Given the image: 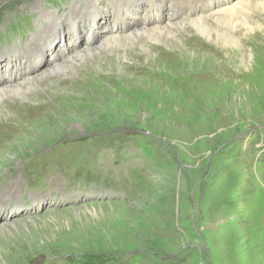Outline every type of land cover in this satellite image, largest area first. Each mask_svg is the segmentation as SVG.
<instances>
[{"label": "rangeland", "instance_id": "rangeland-1", "mask_svg": "<svg viewBox=\"0 0 264 264\" xmlns=\"http://www.w3.org/2000/svg\"><path fill=\"white\" fill-rule=\"evenodd\" d=\"M98 1L108 14L100 24L118 36L211 14L177 0L183 12L172 18L173 0H162L160 18L143 25L153 13L145 17L137 0L143 6L124 28L116 0ZM91 5L0 0V79L20 83L57 62L68 66L75 50L99 49L105 32L82 12ZM48 13L62 22L42 40ZM246 18L263 23L264 13ZM186 29L177 37L188 54L148 42L151 52L134 48L121 70L102 52V70L51 75L34 96L0 103V197L32 207L0 212V264H264V39L239 53ZM38 43L46 64L30 66L27 52Z\"/></svg>", "mask_w": 264, "mask_h": 264}, {"label": "bare ground", "instance_id": "bare-ground-1", "mask_svg": "<svg viewBox=\"0 0 264 264\" xmlns=\"http://www.w3.org/2000/svg\"><path fill=\"white\" fill-rule=\"evenodd\" d=\"M110 1L113 2L114 0H110ZM132 1L133 0H128L125 2L122 0H116L115 16L118 17L117 18L118 21L123 23L122 27L124 28L129 27V25L124 24L126 23L124 17L125 10L129 8V12H130L136 10L137 8L136 7L137 0H135L134 2ZM144 1L145 3H148L150 6L155 8V10L149 9V11L153 13V16L150 17L148 23H143L142 21H139L138 24L142 23L143 25H148V24L150 25L151 23L153 24L156 22L154 21V18L157 17L155 15L157 14V10H158L157 5L161 6L162 1L159 0H144ZM92 2L94 3V5L86 6L84 13L89 15L92 14L93 15L92 20L96 18L94 22L95 29L97 23L99 22L97 29L99 31L105 32L103 36H100L97 33V38L102 37L98 42L99 49H96V51H94V49H91L90 47V49L88 48L85 49L84 51L75 50L66 59V60L70 59L68 62V66H65V63L63 62L60 63L57 62L53 64L51 68L47 69L48 71L45 69L46 71L44 70L43 72L36 74L34 76H29L27 78L25 77V79H22L20 83H18V81L14 78H13L14 81H9V80L4 81L0 79V103L3 102V100L8 101L7 99H10L12 97H19L22 99L27 98L28 96L32 95L35 90H38V88L40 87V83L43 80H46L51 75H58L59 77L61 76V79L76 77L73 76V74H69L68 70L71 69V71L73 70L76 71L77 73H80V70L82 68H87L88 66L91 68V70H95V69L102 70L104 68V66H102L101 63L104 61V56L102 52L113 55L116 58V64L119 66L121 70H125L123 67L122 59H129L131 53L134 52V48L142 49L147 54L151 52L149 48L150 46L149 47L147 46L148 42L163 44L165 47H169L170 49L178 48V50H180L183 53V55L188 54L190 50L185 46V44L182 43L184 42L183 39L182 40L180 39L182 37L180 38L177 37L178 36L177 34L179 33V35H181V33L184 30H187L186 28L188 26L190 27V29L196 30L197 33L196 36L201 35L207 43L215 42L221 50H226L232 47L231 49H233L234 52L236 51H238L239 53H243L245 51L247 52L249 50V48L247 47L249 40H251L254 37H258L257 39L260 40L264 39V22L262 23L257 21L255 23L250 24V21L247 20L246 18L248 15H251L252 12L257 13L258 10L260 9L264 13V0H222V2L224 3L218 9L214 6L215 3L212 0H194L193 5L195 4L196 6L194 7L193 14L199 15V13L209 11L208 14L209 13L211 14H209L207 18L204 15H202L198 17H191L190 20H188L185 23L175 22V23H167L165 25H157L156 23L154 27L148 26V27H140V28L134 26L133 28L129 29V32L126 33V35L123 36H118L117 34L111 35L110 32H106L107 27L105 28L103 24H100V20H99L102 17V15H104L103 13H101L104 11V9L101 7V5H98L99 2L98 0H92ZM202 2L211 3V4L209 7H207ZM172 5H175L176 9L179 8V6L177 5V0H173ZM172 5L171 7H173ZM176 9H174V11H176ZM172 12L173 11L171 10V13ZM243 12H245L247 16L246 14L243 15ZM48 15L49 17L46 16L47 18L46 20L50 21V25L49 27H47L48 29L47 34L45 33L43 34L42 40L53 38L57 33V29H52V26L55 24L54 25L55 27L56 26L60 27L61 26L60 22H62V17L61 18L56 17L50 15L49 13ZM217 15H224V18L221 19L219 17L217 18ZM96 16L100 18L97 19ZM176 16L177 13L175 14L173 13V17ZM209 18L213 19L214 24H209L207 22ZM75 25L77 27L76 19L73 20L72 22V26H73L72 30L74 31L73 33L79 30V27L78 29L74 28ZM131 26L132 25H130V27ZM219 27H224L225 30L222 31ZM172 28H176V32L173 31ZM238 30L243 31L241 37H235L233 33L234 31H238ZM95 39L93 38L94 41H96ZM34 42L36 44L35 38H34ZM32 48L33 49L31 53L27 52L28 54H30L28 56L29 59L27 61L31 62L30 64L29 63L28 64L30 66L42 67V61L44 63L46 59L44 58L45 57L44 51L46 49L44 51H40V43H38ZM119 50H123V53H121ZM15 52L17 53L19 51L15 50ZM230 52L232 51L230 50ZM252 53H254V51H252ZM252 53L248 55L246 53V55L243 58L244 61L243 63L247 68H249V60L251 59L250 56L252 57ZM231 55L234 57L236 53L233 54L231 53ZM35 56H37V58H35V61H33L34 60L33 57ZM149 61L150 63H153V60L151 58ZM110 66L111 65L108 64V67ZM29 73L33 74V70L31 69ZM85 78H87V76ZM30 80L33 81L34 85L27 83ZM31 85L34 86L33 89L30 88ZM27 89L30 90L27 92ZM0 116H1V112H0Z\"/></svg>", "mask_w": 264, "mask_h": 264}, {"label": "trees", "instance_id": "trees-1", "mask_svg": "<svg viewBox=\"0 0 264 264\" xmlns=\"http://www.w3.org/2000/svg\"><path fill=\"white\" fill-rule=\"evenodd\" d=\"M92 264H96V263H92ZM97 264H99V263H97Z\"/></svg>", "mask_w": 264, "mask_h": 264}]
</instances>
